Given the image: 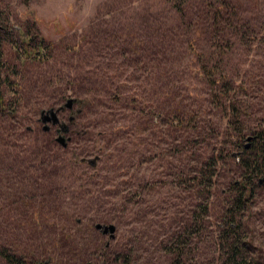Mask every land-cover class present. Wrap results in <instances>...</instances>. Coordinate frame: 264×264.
<instances>
[{"label": "trees", "instance_id": "16d2710c", "mask_svg": "<svg viewBox=\"0 0 264 264\" xmlns=\"http://www.w3.org/2000/svg\"><path fill=\"white\" fill-rule=\"evenodd\" d=\"M164 3L175 16V20L163 39L173 47L171 53L182 61L183 68L186 65L185 69H190V72L193 71L198 78L205 81L208 91L204 100L207 105L195 106L185 102L188 97L181 94L178 86L183 81L180 74L186 72L185 69L181 70V65L176 64L167 66L165 63H169L172 57H168V54L162 55L158 49L153 54L159 60L160 68L156 66L159 74L152 82V94L148 96L147 91H136L141 88L139 86L135 90L124 92L121 85H114V78L124 73L126 65L133 66L136 70L137 59L127 55L122 62L114 64L118 72H114L111 67L109 70H112L108 72L107 67L103 66H107L106 62H97L95 66L91 62L95 57L96 47L91 23L81 32L54 42L41 33L33 17H26L18 24L12 22L10 16H5L0 17V121L10 122L17 118L22 102L27 101L26 93L28 95V91L31 92L37 86L43 91L60 90L62 82L66 87L80 91L84 87L95 92L100 89L97 100L104 107L115 102V108L119 107L122 112L116 111L114 118L121 120L111 121L110 132L101 130L94 133L92 139L96 153L93 172L79 168L82 171V175H79L70 171L69 176L83 181L80 189L74 192L77 201L82 199L92 204L98 200L91 195L92 189L82 185L92 182L100 185V188L107 187L110 184L107 183L109 179L127 174L128 168L138 170L147 163L154 166L162 163L165 168L164 175L171 179L176 188L187 191L192 200L183 221L171 227L172 229L167 228L168 231L164 232L165 236L160 241L164 251L170 256L171 264H264L250 255L248 243L240 237L241 212L253 198V189L258 185L257 178L264 175V111L260 118H255L254 107L260 102L248 96L255 89V82H246V73L244 70L242 73L239 67H229V59L232 58L235 48L239 44L247 45L253 28L259 25L255 26L247 19L245 0H164ZM127 41L132 42L131 39ZM127 46L126 41H121L119 50L123 53ZM7 47L16 62H8L5 54ZM62 53L69 56L63 64L71 69L67 73L62 72L63 76L61 72L56 73L48 66L43 69L39 67L43 63L50 64L54 59L57 62V57ZM135 56L138 57V54ZM69 59L71 62H68ZM87 65L89 67L85 68ZM237 76L242 78L240 82H237ZM131 80H128V85H131ZM59 97L64 100L70 95L61 94ZM73 98L74 103L80 105L79 115L84 111L82 103L89 104L94 100L90 97ZM70 111L73 112V108ZM141 113L146 114L147 118L142 120ZM110 115V112H106L102 117ZM210 115L225 120L222 129L219 122ZM74 118L69 122V133L73 136L83 133L73 129ZM25 128L26 126L22 127L23 130ZM41 133L46 145L56 144L55 133L50 130H43ZM99 135L106 139V144L99 143ZM249 135L252 136L251 144L246 148L244 142ZM124 136H133L136 142L126 146L117 141L107 154L111 163L100 167L99 163L103 162L101 154L104 155L105 148L110 149L114 141L121 140ZM42 146L43 144L33 145L31 148H35L43 173L51 169L60 173L65 164L70 169L84 166L86 157L83 153L75 152L58 164L51 159L49 153L42 150ZM20 152L26 155L24 150ZM229 162L235 164L239 175L232 177L229 189L225 192L226 204L216 225L214 239V251L217 255L210 261L199 250L201 244L210 241L211 223L208 215L212 209L210 198L219 164ZM103 170L109 174H103ZM128 178L131 182L132 176ZM159 181L163 183V180L154 178V175L141 176L138 187L148 194L153 192ZM120 183L125 182L123 180ZM136 192L134 190L129 193ZM115 194L116 192L113 195ZM133 196L135 195L131 194L129 198L122 196L123 202H130ZM143 202H146L145 198ZM26 211L28 214H21L33 219L34 211ZM151 211V205H146L144 214ZM118 217L111 211L109 217H99L96 222L103 220L116 225ZM87 227L93 231L94 221H90ZM72 236L70 232L68 235L61 234V242H65L61 244V249L69 247V244H84ZM194 239L197 240L195 245ZM52 245L58 243L54 242ZM97 248L100 251L109 248L113 250L111 253H114L119 264H133L130 257L133 248L127 243L113 248L111 244L103 241L97 243ZM47 257L35 255L27 248V244L18 248L0 246V264H35L36 259ZM83 263L84 260L80 259L76 264Z\"/></svg>", "mask_w": 264, "mask_h": 264}, {"label": "rangeland", "instance_id": "374dc122", "mask_svg": "<svg viewBox=\"0 0 264 264\" xmlns=\"http://www.w3.org/2000/svg\"><path fill=\"white\" fill-rule=\"evenodd\" d=\"M245 3L248 10L247 19L259 27L253 28L251 40L247 45L239 44L235 48L232 58L229 59V67L231 66V69L239 67L240 71L244 70L249 77H246V82H255V89L250 91L248 96L260 102L254 107L255 118H260L264 111V0H245ZM5 16H10V20L18 24L26 17H33L41 33L54 42L81 32L91 23L95 36L93 42L96 46L95 57L91 62L95 66L97 62H106L107 66L104 64L103 66L107 67L108 72L112 69L118 72L114 64L122 62L125 57H128L127 55L137 59L136 70L133 66L126 65L124 73L114 78V85H121L124 92L135 90L138 86L143 88L145 83L143 89H136V91H147L148 96L152 94V82L157 79L158 68H160L159 60L153 54L156 49L162 55L168 54V57H172L169 63L163 61L167 66L182 64V61L171 53L173 47L170 43L163 39L175 20V16L165 5L164 0H0V17ZM130 39L132 42L127 41ZM121 41L128 43L127 51L123 53L119 50ZM129 50H137V52L130 53ZM173 52L178 54L176 51ZM5 54L8 56V62H16L11 57L12 53L8 51V47L5 49ZM137 54L138 57L135 56ZM57 58V62L54 59L50 61V64L43 63L39 67L43 69L48 66L61 74L71 71L65 65L68 55L62 53ZM68 62H71V59ZM187 65L189 67V64ZM88 67L89 65L85 68ZM110 67L112 69L109 70ZM185 68L186 65L184 68L183 65L180 66L181 70ZM185 71L180 74L183 81L178 85L181 94L188 97L185 102L195 106L207 105L204 100L208 91L205 81L198 78L193 71L190 72V69L187 68ZM129 79H132V87L127 84ZM241 79L237 76V82ZM90 90L87 87L81 91L70 89L62 82L60 90L43 91L37 86L31 92L28 91V95L26 93L27 101L22 102L17 118L10 122L0 121V246L8 245L18 248L27 244V248L35 255L48 256L46 259H36L35 264L47 259L49 264H76L80 259H83L84 263L92 261L96 264H119L114 253H111L113 251L110 250L111 247L106 251H100L97 243L105 241L113 248L127 243L133 248V254L130 255L133 264H171L170 256L164 251L160 241L165 236L164 232L168 231H166L167 228L175 227L177 223L183 221L192 200L187 191L181 190L180 187L176 188L171 179L164 175L165 168L162 167V163L158 166L147 163L138 170L133 167L128 168L127 174L109 179L107 183L110 184L107 187L100 188V185L92 184V182L82 185L84 188L92 189L91 195L98 198L92 204L82 199L77 201L74 195L83 181L69 176L70 171L79 175H82L81 170L84 169L93 172V163L89 160H93L96 153L93 147L94 139H92L94 133L101 130L110 132L111 121L121 120L116 119L118 117L114 118L116 111L122 112L119 107L115 108V102L104 107L97 100L98 94L101 93L100 89L96 92ZM61 94L70 95L71 98L73 96L84 99L90 97L94 100L89 104L82 103L84 111L80 115L78 114L80 105L74 102L73 112L70 111L72 108L57 112L59 124L49 123V130L55 133L56 144L49 146L45 144L41 133L43 131V123L40 120L41 111L57 109L64 105L66 99L60 100ZM106 112L111 113L109 117L107 116V120L105 119L107 117H102ZM200 114H202L201 111ZM140 116L142 120L147 118L144 113ZM70 117L72 119L75 117L73 129L84 134L73 136L69 133L71 128L69 122L72 120L69 119ZM210 117L219 122L221 129L223 128L225 120L214 115ZM60 123L65 124L67 128V132H62L66 138L69 137L66 147H62L56 140L61 133ZM23 126H26L25 130L22 129ZM97 138L101 145L106 144V139L101 135ZM117 141L126 146L133 141L136 142L133 136H124L121 140L114 141L110 149L105 148L104 155L101 154L104 163L100 162V167L105 163H111L107 154ZM247 143L250 146L251 140L246 139L245 147ZM40 144H43L42 150L49 153L51 159L58 164L75 152L83 153L86 157L84 166L70 169L65 164L60 173L56 169L43 173L35 148H31L33 145ZM63 148L64 151H62ZM20 150H24L26 155ZM102 172L109 174L104 170ZM152 175L154 178L163 180V183L157 182L151 193L142 192L138 187L141 176ZM238 175L239 172L234 163L219 164L210 198L212 209L208 215L211 223L210 241L201 244L199 250V253L210 261L217 255L214 251V239L216 225L226 204L227 193L225 192L229 189L232 177ZM130 176H132V183L128 178ZM123 180L125 183L121 184ZM257 180L258 185L253 189V198L241 212L240 237L248 243L250 255L264 262V175L259 176ZM134 190H137L136 194L129 193ZM115 192L116 194L113 195ZM131 194L135 195L132 200L123 202L122 196L126 195L129 198ZM144 198L146 202H143ZM146 205H151L152 211L144 214ZM26 210L34 211L33 219L21 214V212L28 214ZM111 211L114 216H119L118 220L114 219L117 220V226L113 222L106 223L103 220L96 222L99 217H109ZM90 221H94V226L96 223L114 224L116 227L114 237L110 238L108 234H102L95 227L91 231L87 227ZM69 232L72 233V238L83 241L84 244H72V246L69 244V247L61 249V244L65 242H61L60 236L68 235ZM54 242H57L59 247L52 245ZM196 243L197 240L194 239V245Z\"/></svg>", "mask_w": 264, "mask_h": 264}, {"label": "water", "instance_id": "95a60500", "mask_svg": "<svg viewBox=\"0 0 264 264\" xmlns=\"http://www.w3.org/2000/svg\"><path fill=\"white\" fill-rule=\"evenodd\" d=\"M74 99L73 98H67L65 100L64 105H62L60 108L57 109H53L50 108L49 110H42L41 111V116H40V120L43 123V130L47 131L49 130V123H51L52 125L55 124H59V119L57 116V112L61 109H70L72 108ZM70 120L72 119V117L69 118ZM60 134L56 137L57 142H59V144L62 147H66L67 146V141L69 140V137H65L64 134L62 132H67V128L65 124L60 123ZM252 136H248L247 140H251ZM249 146V143H247L246 147ZM90 163L94 164V159L89 160ZM97 230H99L102 234H108L110 238L114 237V232L116 230V227L114 224L109 223V224H102V223H96L94 226ZM36 264H49V262L47 260L44 261H38ZM84 264H96L92 261H87Z\"/></svg>", "mask_w": 264, "mask_h": 264}]
</instances>
